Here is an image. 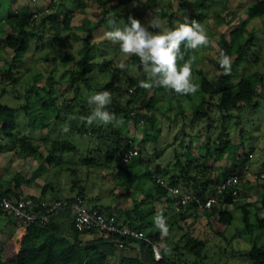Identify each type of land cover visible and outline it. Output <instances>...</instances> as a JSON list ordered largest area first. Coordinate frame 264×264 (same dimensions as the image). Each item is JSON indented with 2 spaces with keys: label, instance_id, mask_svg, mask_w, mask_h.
<instances>
[{
  "label": "trees",
  "instance_id": "1",
  "mask_svg": "<svg viewBox=\"0 0 264 264\" xmlns=\"http://www.w3.org/2000/svg\"><path fill=\"white\" fill-rule=\"evenodd\" d=\"M111 1L71 0L67 3L66 0H49L48 8L11 10L4 20L0 18V50L10 48L14 52L12 59L6 60L8 65L0 66L1 81L10 80L14 84L19 81V65L23 61V56H26V52L33 47L35 39L41 40L45 36L46 29L55 28L59 33L61 30L59 27L63 25L62 29L69 30V34L81 42V48L78 50L79 59L71 69L63 72L61 79L54 73H50L47 77L40 73L35 76L32 85L26 89V92L34 91L39 95L40 105L36 109H29L27 103L17 107L0 101V153L7 148L16 149L15 152L19 155L29 156L30 154L39 161V165L32 171L29 178L21 171H17L10 178L0 172V197L26 194V190L36 183V179L40 178L44 171L63 166L59 152H74L80 148L72 135L64 134L63 129L68 127L69 131L88 138L89 151L84 156V162L90 169L92 167L107 168L114 171V176L125 175V172H129L130 167L139 161L146 165L145 174L152 179L153 185L140 200L134 198L136 199L134 207L123 208L121 203L116 207L106 206L88 197L87 185L82 184L80 178L73 180L71 194L61 193L59 182L48 178L43 182L38 195H26L36 200L41 198L50 202L64 198L70 201L80 198L85 204L92 201V205H87L88 207L98 209L105 214L114 213L119 223L144 231L149 236V240L118 233L105 236L95 232L81 231L75 226V217L68 209L52 215L48 222L36 221L25 224L17 222L0 207V218H4L0 230H3V226L11 219L16 221L17 226L25 228V233L20 240L21 247L17 250L15 257L6 259L3 254L4 248L0 243V264H188L185 253L191 252L200 257L207 245L205 238L196 236L184 227L182 222L190 218L204 216L207 222L211 223L214 217H218L220 223L231 224L235 218V212L239 210L244 225L242 230L245 233H253L256 229L264 228V215L259 209H256L252 203L241 204L238 200L240 192L249 187L250 182L242 181L245 173L239 163L243 161L236 160V144L231 138L230 129L223 125L224 123L222 126L218 124L230 118L234 110L258 105L255 98L259 94L257 84L264 81L262 73L250 72L241 77L238 82H232L235 70L246 58L253 59L254 62L259 59V56H254L252 52L257 45L256 31L249 29L243 21L234 27L229 37L226 34L220 36V52H225L233 60L230 74H224L218 61L219 73L215 78H209L201 68L198 70L201 75L198 93L203 99L194 106L191 123H194V120L208 122V129L205 130L206 138L198 144L200 151H197L192 140L185 143L183 138L179 146L175 148L173 161H169L166 165L153 166L154 158L160 156L166 147L156 148L152 153L139 149L136 145L137 138L130 132L131 124L139 127L143 122H150L151 131L147 135L152 140H158L162 128L155 114L159 108L154 100V92H168L173 98L184 95L163 87H155L151 90L141 88L139 81L147 79V76L143 73L137 56H131L126 60L125 70L117 67L119 62L116 58L105 59L101 63L94 60L96 49L101 43L95 39L96 30L106 18ZM140 1L118 0V3L128 8L126 17L129 18L140 14L137 12L139 6L136 4ZM205 1L208 0H197L195 4L192 3L189 7V15L181 19V22L188 18L195 19L202 25L205 20ZM132 2L134 4L130 5ZM178 4L187 5L185 0H179ZM129 5L131 7H128ZM147 5L152 17H159L161 20L166 18L170 27L176 26L177 18L170 1L147 0ZM96 6H99L100 11L98 17L86 16L79 26L83 30L82 33L75 31L72 27L74 17ZM246 13L252 18L264 17V0H252L246 8ZM246 31L247 35H245ZM36 48H40L38 43ZM181 51L184 59L179 63L182 65L192 57L195 50L182 47ZM66 58L68 61L74 59L69 51L66 52ZM134 65H137L139 73L132 71ZM100 74H105L107 78L101 82L97 81ZM63 76L66 78L62 79ZM39 80L43 84L41 87L37 86ZM63 87L65 91L73 90L74 95L61 93L60 90ZM4 90L6 91V88H3ZM104 90L112 94V103L108 105V110L115 113L120 123L104 125L94 122L89 125L86 117L91 114L92 106L84 100V91L91 95ZM186 96L192 98V95ZM61 97L63 99L59 100ZM22 108L29 113L30 125L39 129L54 128V132L50 134L58 133L52 135L53 137L48 135L42 138L46 153L41 149L42 144L39 142L35 144V140L21 128ZM59 124H63L60 129ZM216 129L218 131L214 135ZM196 136L199 139L201 134L198 133ZM94 140L96 145L90 147V141ZM131 149H138L139 154L125 160V153ZM226 154L239 163L236 162V165L215 173L213 165L208 162L209 159L218 161ZM71 170L73 174H78L76 168ZM54 174L57 176L59 172ZM154 175L160 176L165 183L156 181ZM232 175H237L240 182L229 186L221 194L222 198L211 207L202 206V203L216 192L217 185ZM177 186L196 195V198L188 204H176L179 194L172 193L170 188ZM126 187L125 193L115 194V197L123 198L130 195L129 186ZM156 197H161L165 201L163 208L158 209L155 205ZM257 201L260 203L261 210H264V193L258 197ZM157 215H162L166 220L169 230L167 236H162L160 229L156 226ZM174 230L182 231V235L173 246H170ZM217 233L224 235L222 231ZM85 235L91 238L84 239ZM119 241L124 242V247L117 246ZM154 243L160 245L163 254L161 259H156L154 256ZM165 246L170 249L169 253H165ZM136 248L139 250L138 253H123L127 249L136 251ZM119 249L122 250L121 253L118 252ZM246 253L252 264H264V246L254 244Z\"/></svg>",
  "mask_w": 264,
  "mask_h": 264
},
{
  "label": "rangeland",
  "instance_id": "2",
  "mask_svg": "<svg viewBox=\"0 0 264 264\" xmlns=\"http://www.w3.org/2000/svg\"><path fill=\"white\" fill-rule=\"evenodd\" d=\"M58 1V0H57ZM164 2H171L173 11L177 20L175 25L182 23L181 19L189 15V7L197 0H185L186 6L178 4L179 0H163ZM252 0H208L205 1L204 13L205 20L202 26L207 30L208 36L213 41V45L208 47H202L194 51L192 57V79L200 87L201 75L199 69L207 74L209 78H215L219 73L217 71V61L220 53L219 38L221 35L226 34L228 37L230 32L236 25L241 22H246V26L256 31V43L254 50L252 51L254 56H259L258 61L254 62L253 59L246 58L245 61L235 70L232 76V82H238L241 77L249 74L250 72H260L264 75V17H249L246 13V8ZM49 0H0V18L4 20L11 10H21L30 8L35 10L38 7L48 8ZM70 3L71 0H66ZM134 4L132 2L130 5ZM139 8L138 15H134V18L141 20L142 23H146L151 19V13L147 5V0H141L136 3ZM128 7H131V6ZM159 8V6H158ZM127 7L118 3V0H112L111 5L106 15V18L100 24L96 30L95 39L99 40L100 45L96 49L94 60L101 63L105 59L116 58L118 62L124 59V54L121 53L119 45L113 44L109 40L104 41L105 33L112 30L113 27H123L124 24H129L130 20L127 18ZM100 14L99 6L89 9L87 12L78 13L73 21L72 27L75 31L82 33L83 30L79 28L83 23L86 16L98 17ZM233 16H235L233 18ZM224 18V19H223ZM167 26H169L166 18L163 19ZM46 29L45 36L39 40L35 39L33 47L26 52V56H23L22 62L19 65L20 77L19 81L15 84L10 80L1 81L0 74V101L3 103H9L14 106H20L26 104L29 109H36L40 105L39 95L35 92H26V89L32 85L34 78L37 74H44L48 76L50 73H54L57 78L61 79L63 72L67 69H71L76 60L79 59L78 50L81 48V42L75 40L70 34L69 30ZM170 27V26H169ZM247 31L245 35H247ZM38 41V42H37ZM40 45V48H36V44ZM70 52L73 56V60L66 58V52ZM14 55L12 49L7 48L0 50V66L5 67L8 65L6 60H11ZM131 58V57H130ZM129 59V58H128ZM135 66V67H134ZM132 66L134 73H139L137 65ZM67 76V75H66ZM63 76L62 79H65ZM107 78L105 74H100L96 79L104 81ZM43 84L39 80L37 86ZM66 85V84H64ZM259 94L255 98L258 105L252 107H244L241 110H234L231 113V117L225 122L221 121L218 124L227 126L230 129L231 138L236 144L235 154L237 161H243L241 163L230 159L226 154L222 159L213 161L209 159V163L213 165L214 172L219 173L224 168L236 165V162L244 170V177L242 181L249 180L250 186L242 189L238 196V200L241 204L252 203L256 209L264 215V210H261L260 203L257 201L258 197L264 193V81L257 84ZM6 88V91H3ZM63 87L60 92H65V95L73 96V90H64ZM199 92V91H198ZM196 92L192 95V98L188 96H180L177 98L171 97L168 92L156 91L154 92L155 103L159 108L155 114L159 120V126L162 128V132L158 140H152L148 137L147 133L151 131V123L143 122L139 127L131 124L130 132L137 138L139 149L152 153L156 148L166 147L161 155L155 157L153 160V166L166 165L169 161L175 159V148L179 146V143L183 138L185 143H189L191 140L196 146L197 151H200V142L206 138L205 130L208 129L207 120L204 122H198L194 120L191 123L192 112L194 106L197 105L202 99V95ZM85 101L89 97V93L85 92ZM61 97L59 100H62ZM146 112V111H144ZM29 113L26 109L22 108L21 128L36 142L42 144V138L44 136L57 135L58 133L50 134L54 132V128L39 129L30 125ZM63 126L59 124L58 128ZM219 127V126H218ZM219 129V128H218ZM58 130V129H57ZM217 129L214 131V135L217 133ZM64 134L72 135L79 144V149L74 152H59L61 160H63V166H56L49 171H44L43 175L36 179V183H33L27 191L39 193L41 191L42 184L48 178H53L60 184V192L63 194H71V185L74 179H81L82 184H86L88 190L86 195L98 200L100 203L114 207L120 203L123 207H134L135 200H139L143 197L148 188L153 185L152 179L145 174L146 165L141 162L133 164L130 167L129 172L126 174L114 176V171L107 168L88 167L84 162V156L89 151L88 138L85 135L76 134V132L68 131ZM200 133L201 136L198 139L196 134ZM194 134V135H192ZM53 137V136H52ZM94 141H90V147H94ZM41 149L46 153L44 144L41 145ZM16 149L7 148L0 153V172L7 178L15 175L17 171H21L22 174L28 178L31 176L32 171L37 168L39 161L28 154L29 156L19 155L15 152ZM17 151V150H16ZM205 151V149H204ZM202 153V150H201ZM249 153H252L250 155ZM25 154V153H24ZM27 155V154H26ZM246 159V160H245ZM245 160V161H244ZM72 168L77 169V175L73 174ZM54 172H59L57 176ZM129 186L130 195L126 197H115V194L125 193ZM39 191V192H38ZM75 194V193H74ZM87 203V201H86ZM92 201H88L86 205H92ZM158 209L163 208L165 201L161 197H156L154 200ZM125 205V206H124ZM141 207V206H140ZM4 218H0V225L3 224ZM184 227L188 228L193 234L198 237L205 238L207 245L203 251L202 256H196L191 252L185 253L186 262L188 264H252V261L247 256V253L254 244L264 246V228L256 229L253 233H245L243 229V221L241 218V212L237 210L235 212V218L231 224L220 223L218 217H214L212 222H207L204 216L198 218H190L186 222H182ZM19 226L16 225L14 219L8 220L7 224L3 226V230H0V243L4 248V257L10 259L17 255V249H19V240L21 231ZM217 231H222L224 235H220ZM20 234V235H18ZM182 235V231L174 230L173 236L170 240V246L174 245ZM91 238L89 235H85L84 239ZM209 240V241H208ZM137 250H124V254H135L139 252ZM122 250H118L121 253ZM137 252V253H138ZM120 256V255H119Z\"/></svg>",
  "mask_w": 264,
  "mask_h": 264
},
{
  "label": "clouds",
  "instance_id": "3",
  "mask_svg": "<svg viewBox=\"0 0 264 264\" xmlns=\"http://www.w3.org/2000/svg\"><path fill=\"white\" fill-rule=\"evenodd\" d=\"M130 23L121 27H113L104 35L113 44H118L121 53L124 54L117 67L125 70L126 60L131 56H137L143 73L147 79H141L139 86L146 90L155 87H163L174 91L179 95H194L199 91V85L192 79V60H186L182 65L179 61L184 59L181 48L197 50L213 45V41L207 34V30L195 19L186 18L175 27H169L159 17H151L146 23L129 17ZM219 66L224 74H230L232 58L221 51L218 58ZM87 103L92 106L91 114L86 117L89 125L94 122L107 125L119 124L114 112L108 110L112 103L111 92L104 90L89 95ZM69 131L68 127L63 129ZM156 226L162 236L168 235L166 220L162 215L155 217ZM165 253L170 249L164 247Z\"/></svg>",
  "mask_w": 264,
  "mask_h": 264
},
{
  "label": "built area",
  "instance_id": "4",
  "mask_svg": "<svg viewBox=\"0 0 264 264\" xmlns=\"http://www.w3.org/2000/svg\"><path fill=\"white\" fill-rule=\"evenodd\" d=\"M138 149H131L125 153V160H128L134 155H138ZM252 155V154H251ZM154 179L160 183H165L164 180L154 175ZM240 182L237 175H232L226 180L217 185V190L212 194L202 206L211 207L219 201L221 194L231 185ZM172 193L179 194V200L176 204H188L196 198V195L191 192L184 191L181 187H171ZM0 207L5 209L17 222H48L50 217L61 210L68 209L75 217V226L81 231H89L108 236L110 234L118 233L120 235H128L134 238L149 240V236L142 230L131 228L128 224H121L118 222L116 215L105 214L98 209L88 207L82 199H75L74 201L67 200V198L55 201H48L45 199L27 196L21 194L19 196L0 197ZM201 207V206H200ZM119 248L124 247V242L117 243ZM154 256L156 259L163 257L160 245L153 244Z\"/></svg>",
  "mask_w": 264,
  "mask_h": 264
},
{
  "label": "crops",
  "instance_id": "5",
  "mask_svg": "<svg viewBox=\"0 0 264 264\" xmlns=\"http://www.w3.org/2000/svg\"><path fill=\"white\" fill-rule=\"evenodd\" d=\"M26 192H27L26 194H33V195H38L40 193L39 191H38L39 193H36V192H29L27 190H26ZM19 228H21V229H19L21 231L20 232L21 233L20 240H21L22 236L25 233V228L23 226H19ZM18 235H20V234H18ZM20 240H19V248L21 247V241ZM17 250H19V249H17Z\"/></svg>",
  "mask_w": 264,
  "mask_h": 264
}]
</instances>
